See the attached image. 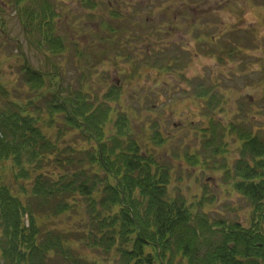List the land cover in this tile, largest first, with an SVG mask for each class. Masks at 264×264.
I'll return each instance as SVG.
<instances>
[{
    "label": "rangeland",
    "instance_id": "rangeland-1",
    "mask_svg": "<svg viewBox=\"0 0 264 264\" xmlns=\"http://www.w3.org/2000/svg\"><path fill=\"white\" fill-rule=\"evenodd\" d=\"M50 1L53 2L45 0ZM99 1L102 5L93 10L94 16L116 9L127 16V21L119 22L122 27L119 35L111 37L115 40L120 37L116 48L108 43L111 41L102 45L105 43L98 37L102 33L98 23L90 22L89 14L84 15L87 12L82 11L76 0H65L59 5L54 24L57 34L64 39L66 51L62 49L54 53L52 50L50 55L24 37L13 6L0 12L4 22L3 27L0 25V53L6 89L12 91L14 86L25 87L20 79V51L33 67L45 73H55L57 82L61 81L59 88L49 87L47 83L45 86L57 89L67 97L87 89L90 93L87 97L95 99L96 94L104 95L108 87L117 86L120 101H106V106L120 109L130 117L122 125L124 133L121 138L128 141L136 138L145 153L141 158H146L150 151L158 164L173 166L172 170L181 179L177 184L174 181L175 188L171 185L170 189L174 197L178 192L183 193L187 206L193 207L192 215L201 218L195 217L192 221L189 218L191 225H198L197 235L209 242L228 235L229 247H233L234 233L222 234V231L215 230L214 225L222 220L226 226L237 225L239 230L253 236L260 234L262 237L252 238V243L257 242L264 253V198L257 199L256 203L244 200L236 190L239 177L235 176L234 170L236 161L246 156L241 149L246 137L240 140L239 133L250 131L264 143V0ZM113 1H120V5ZM200 31L214 39L197 40ZM115 51H120V55L115 56ZM123 54L124 57L118 59ZM168 59L170 62L176 59V65L169 68ZM163 66H168V71H162ZM13 93L19 103L22 102L20 96L25 102L31 97ZM203 95L208 101H202ZM34 98L37 103L36 95ZM73 108L80 107L75 104ZM83 121L93 124L89 118ZM72 127L69 125V135ZM157 130L164 138L161 144L157 143L158 138L155 139ZM110 135L111 131H108L104 138ZM212 137L214 139L207 144L205 141ZM71 144L73 140L65 138L56 147L62 151ZM114 146L117 147V143ZM61 156L65 155L61 153ZM65 157L64 169H74L76 162L71 156ZM143 163L140 161L129 166V171L126 168L121 171H125L129 178L124 174L121 176L120 167L112 172L97 169L102 180L98 181L96 176L98 182L92 197H82L75 192L67 196L71 205L69 215L52 220L48 226L62 229L67 235L66 247L72 250V257L79 254L86 264H123L122 246L133 247L139 238V224L142 234H149L146 239L141 237V241H149L144 253L157 256L165 248L161 236L155 237L154 229L144 231L148 228L142 217L144 194H150L153 199L156 191L139 175ZM4 164L0 167V185L12 187L15 181L10 168L11 159ZM107 166L114 167L109 163ZM137 168L139 170L134 172L133 169ZM47 169L55 172L54 178L58 176L52 166ZM108 178L113 187L120 185L126 194L107 186ZM19 184L30 187L29 180L20 179ZM128 186L131 188L125 189ZM157 195L167 200L171 198L169 192H158ZM106 201L111 205L107 206ZM157 201L160 206L161 202ZM32 207L38 211L34 208V201ZM127 216H136V224H125ZM202 219L207 221L208 229L200 225ZM43 222L46 224L45 219ZM96 223L102 225L101 229L96 228ZM89 231L99 232L101 237L92 243ZM113 231L118 232L117 242L107 246L106 235L111 238ZM0 235L3 237L1 226ZM123 237L124 241L120 243ZM173 251L171 245L168 254ZM180 257L178 255L174 264H188L186 257ZM2 263L7 264L0 251ZM49 264H74V261L69 263L55 257Z\"/></svg>",
    "mask_w": 264,
    "mask_h": 264
},
{
    "label": "trees",
    "instance_id": "trees-1",
    "mask_svg": "<svg viewBox=\"0 0 264 264\" xmlns=\"http://www.w3.org/2000/svg\"><path fill=\"white\" fill-rule=\"evenodd\" d=\"M64 1L61 0V3ZM68 1L75 2V0ZM50 3L45 0H0V12L13 6L24 37L33 44H38L41 51L44 48L46 55H50L52 50L58 53L66 47L64 39L57 34L54 24V18L58 17L57 10L61 3L58 0L50 1ZM76 3L81 5L83 12H87L84 15L89 14L91 23H98L102 31L98 37L105 43L102 45L111 41L108 43H111L112 47H118L120 37L116 40L111 37L119 35L122 28L119 22L127 21V16L117 9L109 10L104 13L105 15L94 16L93 10L100 9L102 5L99 0H76ZM115 3L120 5V1ZM107 4L110 5L111 1H107ZM0 25L2 27L4 25L1 16ZM76 51L79 52L78 48ZM119 53L121 52L115 51V56L120 55ZM19 54L22 58L20 79L23 80L22 84L24 83L25 87L19 89L14 86L11 89L15 93L31 96L26 98V102L20 96L22 100L20 103L14 93L6 89L0 53V167L5 166L6 160L11 159L10 168L15 181L12 187L0 185V191H2L0 193V226L3 232V237L0 235V251L7 264H49V261L55 257L69 263L74 261V264H86L85 259L79 254L72 257V250L66 247L67 235L62 232V229L50 228L48 223L60 216L69 215L71 205L67 196L70 193L75 192L82 197H92L95 184L102 180L101 176H98V170L105 169L112 172L116 167H120L121 176L124 174L126 178H129L125 171L122 173L121 171L125 168L129 171L127 169L129 166L140 161H144L140 177L145 184L154 187L156 191L153 199L150 194H144L142 217L145 219V226L148 227L144 231L154 229L155 237L161 236L160 239L164 241L165 248L157 256L144 253L143 249L149 241H141V237L146 239L149 234H142L140 228L142 226L139 224V238L136 239L133 247L128 244L122 246L123 264H174L178 255L181 256L180 258L186 257L188 264H264L263 248L258 247L257 242L252 243L254 238L262 237L260 234L253 236L245 233L244 230H239L237 225L226 226L224 221L219 220L218 224L214 225L215 230L222 231V234L234 233L233 247H229L231 241L227 238L228 235H221L219 241L212 242L197 235L198 225H191L189 218L191 221L195 217L201 218L192 215L193 207L187 206L183 193H179L176 188L178 195L174 197L170 189L174 181L177 184L181 178H178L177 173L167 165L158 164L154 155L149 153L150 151L146 153V158H141L145 156V153L141 150L140 142L136 138L133 137L129 141L121 138L124 133L122 125L128 122L130 117L120 109L106 106V101L116 103L120 101L118 100L120 92L116 91L117 86L108 87L103 92L104 95L96 94L95 99L87 97L90 94L87 89H81L72 93L75 96L73 99V95L67 97L65 94H60L57 89L47 87L59 88L61 81L57 82L55 73L38 70L27 62L23 51ZM122 57L124 54L118 56V59ZM168 62V64L172 63L169 59ZM166 68L168 66H163L162 71ZM45 83L48 85L45 86ZM75 104L82 111L77 108L74 110ZM87 118L93 120L92 125L89 122L84 123L83 120ZM69 125H73L70 135L68 134ZM108 131H111V135L104 138ZM156 133L155 139L158 138L157 143L161 144L163 135L158 130ZM244 136L246 141L241 149L246 156L236 161L234 165L235 176L239 177L236 190L244 200L256 203L257 199L264 198V143L258 135L250 131L244 130L242 135L239 133L240 140ZM65 138L73 140V144L59 151L57 147ZM213 139L212 137L205 142L210 144ZM115 143L117 147L114 146ZM127 146L129 147L126 148ZM60 152L72 157L74 163L76 162L74 169H64L62 162L66 157L61 156ZM190 158L196 160L195 156ZM107 163L113 164L114 167L109 168ZM51 166L57 171L56 178L53 177L55 172L47 169ZM138 170L139 168L133 169L134 172ZM96 176L98 181L95 179ZM20 179L29 180L30 187L20 185ZM107 181V186L113 187L109 178ZM113 188L116 192L126 194L123 193L124 188L118 184ZM130 188L128 186L125 189ZM158 192H169L170 200L158 196ZM135 198L138 201V197ZM157 200L161 202L160 206ZM33 201L34 208L38 211H34ZM106 202L107 206L111 205V202ZM135 218L136 216H127L125 224H134ZM44 219L46 224L43 225ZM95 222L96 220L93 221L94 224ZM200 225L203 229H208L206 220L202 219ZM101 227L102 225L96 223L97 229ZM202 228L199 230L203 232ZM113 232L111 238L106 235L107 246L117 242L118 232ZM88 236L92 243L101 237L99 232L94 234L93 231H89ZM123 241L124 237L120 243ZM22 245L24 248L21 247ZM171 245L174 251L168 254ZM170 255L167 262V257Z\"/></svg>",
    "mask_w": 264,
    "mask_h": 264
},
{
    "label": "flooded vegetation",
    "instance_id": "flooded-vegetation-1",
    "mask_svg": "<svg viewBox=\"0 0 264 264\" xmlns=\"http://www.w3.org/2000/svg\"><path fill=\"white\" fill-rule=\"evenodd\" d=\"M201 14V13H200ZM201 32V34H199V36L197 37V38H199V39H197V40H208L207 38L208 37H211L212 38V40L214 39V37L213 36H211V35H209V34H207V33H205L204 31H200ZM205 33V34H204ZM201 37V38H200ZM211 40V41H212ZM194 41H196V39L194 38ZM209 41V40H208ZM213 42H215V40L213 41ZM213 45V44H212ZM185 47V46H184ZM180 49V48H179ZM185 51V50H184ZM205 53V52H204ZM202 55H205V54H202ZM206 101H208L207 99H206Z\"/></svg>",
    "mask_w": 264,
    "mask_h": 264
}]
</instances>
